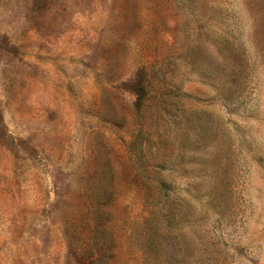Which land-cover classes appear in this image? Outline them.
I'll use <instances>...</instances> for the list:
<instances>
[{
  "label": "rangeland",
  "instance_id": "rangeland-1",
  "mask_svg": "<svg viewBox=\"0 0 264 264\" xmlns=\"http://www.w3.org/2000/svg\"><path fill=\"white\" fill-rule=\"evenodd\" d=\"M0 264H264V0H0Z\"/></svg>",
  "mask_w": 264,
  "mask_h": 264
}]
</instances>
